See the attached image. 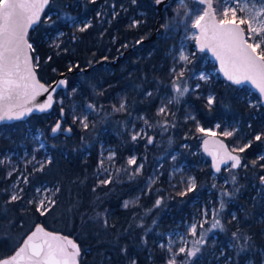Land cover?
Listing matches in <instances>:
<instances>
[{"label":"trees","instance_id":"16d2710c","mask_svg":"<svg viewBox=\"0 0 264 264\" xmlns=\"http://www.w3.org/2000/svg\"><path fill=\"white\" fill-rule=\"evenodd\" d=\"M178 1L172 0L161 14L154 0H136L135 4L131 0H52L41 23L30 31L40 79L50 84L61 73L69 72L68 86L57 95L52 110L0 125V193L10 188L17 175L15 172L8 177L12 164L2 165L3 154L32 151L36 145L27 132L29 127L44 130L52 157L43 171L30 176L29 187L47 183L59 191L54 195L55 204L44 215L36 211L35 204L26 206L23 198L11 201V191L0 195V259L11 255L41 223L72 236L81 247L82 264H166L167 233L181 227L207 201L219 209L221 193L226 191L234 194L223 197L225 207L219 212L223 230L205 239L201 251L190 261L186 254L179 255L177 264H263L262 104L249 103L251 91L246 85L236 86L214 76L200 80V73L216 64L191 43V62L185 71L190 91L179 102L168 104L167 130L157 123L164 120L157 115L158 108L166 103V97L171 100L175 94L171 70L183 67L175 56L189 34L185 10L194 13L204 7L191 0L185 9ZM213 4L218 10L222 5L221 0H214ZM66 15L75 18L76 24L66 22ZM48 16L51 20L46 19ZM82 21L91 23L84 32L78 30ZM134 21L139 24L131 27ZM144 39L149 40L138 44ZM90 66L94 67L86 72ZM81 69L84 71L71 73ZM210 94L215 97L211 108L207 105ZM251 97L258 99L256 93ZM122 99L127 111L113 112L112 105L118 106ZM88 104H95L98 111L88 110ZM260 111L262 116L258 115ZM83 115L89 117L87 130L79 121L73 123L74 116ZM145 119L154 125H145L153 137L151 144L146 138L131 139L133 128L143 126ZM58 121L61 129L70 127L72 132L51 133ZM196 121L204 127L220 123L226 129L230 125L233 135L225 140L231 149L251 145L244 152L237 151L243 157L241 167L231 172L224 169L219 175L213 173L210 161L201 152V140L195 139L201 134L196 130ZM190 134L196 136L191 139ZM185 135L189 138H183ZM257 135L261 140H255ZM188 140L192 141L191 147L184 146ZM107 148L116 154L114 172L110 184L100 185L99 180L109 177L100 169ZM195 150L204 162L199 154H193ZM175 152L181 160L188 161V173L196 180V188L184 196L178 193L187 185L172 179L167 166ZM133 155L138 157L137 165H144L139 174L135 172L136 165L127 163ZM232 175L236 176L235 185ZM150 177L155 178L151 185ZM157 199L162 200L159 207L154 206ZM125 201L135 204L125 208ZM244 237L250 240L246 243ZM239 246L244 249L241 251Z\"/></svg>","mask_w":264,"mask_h":264},{"label":"snow or ice","instance_id":"6c2138e0","mask_svg":"<svg viewBox=\"0 0 264 264\" xmlns=\"http://www.w3.org/2000/svg\"><path fill=\"white\" fill-rule=\"evenodd\" d=\"M49 2L50 0H0V122L21 120L32 113L34 109L41 112L46 111L55 102L53 94L56 89L61 86L67 87L68 81L62 79L49 91L48 87L35 78L31 62L32 58L29 55V50H32L33 46L27 40L28 30L40 20V14ZM92 2L94 3L95 0H92ZM163 2L164 0H154L156 5H161ZM131 3L135 4L136 0H131ZM180 3L186 9L183 0H180ZM198 3L204 5V7L194 13L190 10H185L184 15L188 26L196 30L189 39L196 42L198 51L204 52L207 50L212 53L216 60L219 61V70L228 81L235 85L250 84L259 91L261 97H264V47H262L264 46V0H223L219 10L214 7L213 0H198ZM238 11L242 14L239 17L237 16ZM46 19L51 20V16ZM64 19L68 23L76 24L75 18L71 16H66ZM138 24L139 21H134L131 27H136ZM242 25L246 27H242ZM89 27H91V23L85 22L78 30L84 32ZM49 59L51 58L49 57ZM177 59L182 62L183 67L180 71H177L175 67L171 70V74L174 77L172 90L175 95L171 100H168L167 104H162L157 110V115L164 117L163 123L157 122L164 130H167L169 126L167 119L170 114L168 104L173 103V101L179 102L180 98L190 91L185 79V69L187 64L191 62L190 56L181 49ZM71 70L70 66L69 71ZM199 79L206 81L208 77L201 74ZM196 87L198 88L199 85L197 84ZM192 91H195V89ZM42 93H48L46 101L39 104L34 103L36 97ZM148 95L150 96L152 93H148ZM214 101V96L209 95L207 97L209 108H211ZM86 108L91 112L98 111L95 104H88ZM102 108L103 106L101 105L100 109ZM112 110L113 112L127 111L126 101L122 99L118 106L113 104ZM61 115H63V109H61ZM189 118L192 120L196 119L194 116ZM141 119L144 118L141 117ZM77 121L85 130L90 127L88 115L74 116L73 123ZM144 123L147 127H154L146 119ZM196 123L198 132L204 133L206 136L215 135V132L211 129L206 130L200 127L199 121H196ZM92 126L94 127L95 125L93 124ZM215 127L219 128L220 125L217 124ZM60 130L61 123L58 121L51 128V132L55 135ZM64 131L71 133L72 128L69 127L64 129ZM221 135L229 137L233 135V132L224 131ZM141 137L146 138L148 144L153 142V137L149 136L144 129L134 131L131 135L133 141ZM255 140H261V136L257 135ZM212 143L218 145L215 150L209 149V140H203L204 151L212 157V166L217 173L221 171V165H228L227 170L229 172L241 167V157L233 155V153L237 151L244 152L247 147L251 146L246 144L243 147L233 148L229 151L226 145L220 141H213ZM40 147H44L43 143L40 144ZM114 157L115 153L112 152L107 157V160L112 161ZM260 159L264 160V155H261ZM33 160H35V157H33ZM51 162V159L47 160V164H51ZM37 163L40 166L36 170L43 171L45 163L40 161H37ZM127 163L136 165V174H139L144 167L143 164L137 165L135 157H130ZM255 163L254 161L253 164L255 165ZM103 165L104 160L102 159L100 161V169L107 171ZM244 167H247V165H244ZM260 180L261 183H264V176L260 177ZM24 182L27 183L26 178ZM231 182L234 185L236 184L235 175H232ZM110 183V176L99 180L100 185H108ZM148 183L149 185L155 183V178L150 177ZM186 184L187 188L178 193L179 195H187L188 192L196 188L195 178H188ZM22 191L23 189L13 191L10 195V200L17 201L21 199L20 193ZM56 191H59V189H56ZM235 191L238 192L239 188H236ZM36 192L42 195L43 198L34 199L29 201V203H34L36 211L44 215L55 204V200L51 199L46 193H41L39 188L36 189ZM233 194L226 191L221 193L219 209L211 210V222L208 220L209 210L205 209L202 213L203 219L188 226V233L195 238L192 240L191 248L187 247L188 241L181 237V246L174 251L172 247L174 241L169 239L166 249L169 253V258L166 264H177L176 257L181 254H186L187 261H190L191 258L201 251L200 246L206 242L205 237L208 231L218 228L223 230V224L218 218L219 212L223 211L225 207L223 197ZM46 202L47 207H45ZM161 203L162 200L157 199L154 206L159 207ZM130 204H135V201H125L123 206L128 208ZM233 219H235V216H233ZM104 222L107 224V220ZM208 223H210V228L204 230V225ZM198 227L202 230L199 234L197 232ZM233 236L237 237V233H233ZM244 239L247 243L250 237H244ZM160 247L163 249L165 245L161 244ZM239 247L241 251L244 249V246ZM79 253V246L74 241L69 240L68 237L45 231L42 227L37 226L35 231L27 236L23 245L15 251L14 255L7 259H0V264H78L77 257ZM187 261L184 264H187ZM131 264H135V261H131Z\"/></svg>","mask_w":264,"mask_h":264},{"label":"rangeland","instance_id":"374dc122","mask_svg":"<svg viewBox=\"0 0 264 264\" xmlns=\"http://www.w3.org/2000/svg\"><path fill=\"white\" fill-rule=\"evenodd\" d=\"M126 1H128V0H126ZM190 1L191 0H183V3L186 5ZM178 2L180 3V0ZM222 3H223V0H221V4ZM241 15L242 14L238 11L237 12V16L239 17ZM66 16H69V15H66ZM173 21H174V19H173ZM86 22H89V21H86ZM84 23H85L84 21L79 22L78 26L81 27V26H83ZM243 26L246 27L245 25H243ZM188 30H189V34L186 35V37H185L186 41L183 42L182 47L180 48V50L183 49L187 54H189L190 59H191V54L192 53L189 51L190 50V44L191 43L195 44V41L192 40V39H189V37H191L196 30L195 29H191V28H189ZM262 47H264V46H262ZM180 50H179V52H180ZM179 52L176 54L175 59L177 61V64H182V62L178 61V59H177V57L179 56ZM186 70L187 69H185V71ZM201 74L206 75L208 77L207 80H209L213 76L216 79L220 77L217 65L215 67L209 69V70L202 71L200 73V75ZM187 85L189 87V84H187ZM250 91L251 92L249 94V97H250L249 103L252 104V105L257 104V103H261L259 96H258V99H254V98L251 97V94L254 93V92H252L251 89H250ZM210 95L214 96L213 94H210ZM165 100H166L165 104H167L169 98L166 97ZM258 115L262 116V112L260 111V113H258ZM185 119H188V118H185ZM217 124L220 125L219 128L215 127ZM199 126L205 128L206 130L207 129H211L213 132H215V135H218V136H220V137H222L224 139H227V138L225 136L221 135L222 132H224V131H232L233 132L234 131L230 127V125L227 126L226 129H222L220 123H215L211 127H204L201 123H199ZM141 129H144L146 131L145 124L143 126H141L140 128H136V127L133 128L134 131H139ZM60 131L61 132H65L64 129H61ZM27 132L29 134V137L33 138L34 143L36 145L33 147L32 151L26 150L24 153L10 151V152H7V153L3 154V157H2V160H1L2 165L12 164L9 173L13 174V173L17 172V175H16L14 181H12V183L10 184V188H9L10 190L8 188L2 189V192L0 193V195L2 196L3 193H7L9 191L13 192V191H19L20 189H23V191L20 193V195L23 198V200L27 202L26 206H30V205H33L34 203H29V201H32L34 199L43 198L42 195H40V194H38L36 192L37 188H39L41 190V193H46L53 200H54L53 193L56 194V189L53 186H50L47 183H43V184H39V185L37 184L35 186L29 187L30 185H29L28 181H29L30 176L32 177L34 172L37 171L36 169H38L39 166H40L37 163V161L44 162L45 165H47V160L48 159H52V157H51L50 149H49V147L47 145V142L45 140V132H44V130L42 128H31V127H29V128H27ZM201 134L200 135L197 134L198 136H196V134H192V135L190 134L191 135L190 138L192 139V138H194V136H196L195 139L201 140V143H202V139L206 135L204 133H201ZM186 137L189 138V135H185L183 138H186ZM141 138H143V137H141ZM41 143H43V145H44L43 148L40 147ZM185 145H187L188 147H191L192 146V141L188 140L186 143H184V146ZM200 149H201V145H200ZM112 152H114V151L112 149H110V148L105 149V151H104L105 154H104V158H103V160H104L103 167L105 169H107V171H105V173L107 175H109V176L114 172V170H113L114 169L113 165L115 163L114 159L112 161H108L107 160V157ZM193 154H199L201 156V154H200V152L198 150H195ZM115 156H116V154H115ZM203 156H205V155L203 154ZM33 157H35V160H33ZM132 157H135L136 160L138 158L137 155H133ZM173 157H175V159H173ZM200 160L202 162L205 161L204 157H202V156L200 157ZM187 163H188V161L180 159V156H179L178 152H175L174 154H172L170 156V161L167 163V166L170 169V173H171L172 179H177V180H179V182H181V183H183L185 185H187L186 181H187L188 178L194 177V176H192V175H190L188 173L189 172V167H187ZM30 168H32L31 171H30ZM160 168H161V164L156 169L157 173L160 171ZM226 171L228 172L227 168H226ZM8 177H10L9 174H8ZM25 178L27 179V183L24 182ZM195 182H196V180H195ZM47 206L48 205H47V202H46L45 207H47ZM205 209L209 210L208 220L211 222V219H212L211 210L212 209H217L218 210V207L216 208L215 205L213 204V202L210 200V201H207V202L203 203L200 207H197L194 210V212L191 215V217L188 220H186L185 222L181 223L182 224L181 227L177 226V227L173 228L172 230H170L167 233V247H168V244H169V239H171L172 241H174V243L172 245L173 250L174 251L178 250V248L181 246L180 238L183 237L185 240L188 241L187 247L191 248L192 247V240L195 239V238L192 237L188 233V226L190 224H192L193 222L201 221L203 219L202 213H203V211ZM218 218H219V216H218ZM209 228H210V223L204 225V230H207ZM218 230H220V229L218 228V229H214V230L208 231L207 234H206L205 239H208L212 235H216ZM200 231H202V230L198 227L197 228L198 234H199ZM263 255H264V251H263ZM177 258H178V256L176 257V259ZM263 259H264V256H263ZM263 264H264V261H263Z\"/></svg>","mask_w":264,"mask_h":264},{"label":"water","instance_id":"95a60500","mask_svg":"<svg viewBox=\"0 0 264 264\" xmlns=\"http://www.w3.org/2000/svg\"><path fill=\"white\" fill-rule=\"evenodd\" d=\"M51 1H52V0H50L49 4H48V5L44 8V10L41 12V14H40V20H39L36 24H34V25L28 30L27 40H28L29 43H31V41L29 40V33H30V31H31L33 28L37 27V26L41 23L42 18H43V15L45 14V12L47 11V9L49 8V6H50V4H51ZM171 1H172V0H164V2H163L161 5H156L155 3H154V5H155V7L158 9V11L162 14L163 9H164V8L166 7V5L169 4ZM196 1H198V0H196ZM213 3H214V0H213ZM213 5H214V4H213ZM203 6H204V5H203ZM237 22H238V21H237ZM242 27H243V25H242ZM157 30H158V24H157ZM157 30L155 31L153 37L155 36ZM153 37H152V38H153ZM148 40H149V39H144V40L140 41L138 44H141V43H143V42H147ZM195 47H196V49H197L196 42H195ZM197 50H198V49H197ZM204 53H207L208 56H209V58H210V60H211L212 62H214V63L217 65V68H218V72H219L220 77H221L222 79L227 80L226 77L223 75V73L219 70V69H220L219 61L216 60V58L212 55L211 52L205 50ZM29 55H30L31 58H32V59H31V62H32V65H33L34 73H35V78H36L41 84H44L46 87H48V88H49V91H51L52 87H54L58 81H60V80H62V79H66V80H67V77H68V75H69V72L61 73V74H60V75H59V76H58V77H57L52 83H50V84L43 82V81L40 79L39 74H38V72H37V68H36V65H35V62H34V57H33L32 50H29ZM108 63H109V64H113V63H115V61H109ZM96 65H97V64H96ZM94 66H95V65H94ZM94 66L87 67V68L85 69V71H86V72H87V71H90ZM78 71H84V70H83V69H81V70H73L71 73L78 72ZM67 81H68V80H67ZM227 81H228V80H227ZM228 82H230L231 84H233L231 81H228ZM233 85H235V84H233ZM244 85L248 86V87L252 90V92L256 93V94L259 96V98H260V102H261L262 106L264 107V97H261L259 91H258L257 89H255L254 86H252V85H250V84H247V83L242 84V85H236V86H244ZM67 86H68V84H67ZM66 88H67V87L61 86V87H59V88L56 89L55 93L53 94V97H54V101H55V102L52 104V107L49 108V109H47L46 111L41 112V111H39V110H37V109H34L32 113L26 115V116H25L23 119H21V120L4 121V122H0V125H1V124H5V123H13V122H17V121L27 120L31 115H34V114H43V113H45V112H48V111L52 110L53 107H54V105L56 104L57 95L60 93L61 90H65ZM47 95H48V93H42V94L38 95V96L36 97L34 103H37V104H39V103H44V102L46 101V97H47ZM60 123H61V122H60ZM57 133H58V132H57ZM57 133H56V134H57ZM204 139L209 140V149H210V150H215V149L218 147V145H214V144L212 143L213 141H220V142H222L224 145H226V147H227V149H228L229 151L232 150L231 147H230V145L228 144L227 140H225L224 138H222V137H220V136H218V135H214V136H212V135H207V136H205V137L203 138V140H204ZM203 140H202V143H201V151H202V153L206 156V158L210 161V163H211V168H212V170H213V173H214L215 175H219V174H221V173L223 172L224 169L228 168V165H221V171L218 172V173L215 172V170H214V168H213V166H212V157H211L210 155H208L207 152L204 151ZM233 155H239V156L241 157V161H242L241 165H242V164H243V157L241 156V154H240L239 152H234ZM229 163H231V162H229ZM237 169H238V168H237ZM37 226L42 227L45 231L53 232V233L59 234V235H61V236L68 237L69 240L74 241V242L79 246V249H80L79 256L77 257L78 264H82V263H81V260H80V256H81V247H80L79 243H78V242H77L72 236L64 235V234L61 233V232L54 231V230H50V229L46 228V227H45L43 224H41V223L37 224V225L33 228V230L30 231V232L26 235V237H25L24 240L21 242V244L19 245V247L23 245V242L27 239V236L30 235L33 231H35V228H36ZM19 247H18V248H19ZM18 248H17L16 250H18ZM16 250H15V251H16ZM15 251H14L11 255H9V256H7V257H3V258H1V259H7V258H9L10 256L14 255Z\"/></svg>","mask_w":264,"mask_h":264},{"label":"flooded vegetation","instance_id":"af4514ba","mask_svg":"<svg viewBox=\"0 0 264 264\" xmlns=\"http://www.w3.org/2000/svg\"><path fill=\"white\" fill-rule=\"evenodd\" d=\"M244 27V26H243Z\"/></svg>","mask_w":264,"mask_h":264}]
</instances>
